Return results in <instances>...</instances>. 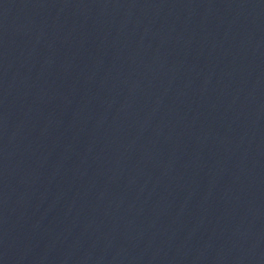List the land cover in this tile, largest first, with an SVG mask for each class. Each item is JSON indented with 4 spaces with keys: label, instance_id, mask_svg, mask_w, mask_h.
Returning a JSON list of instances; mask_svg holds the SVG:
<instances>
[{
    "label": "water",
    "instance_id": "obj_1",
    "mask_svg": "<svg viewBox=\"0 0 264 264\" xmlns=\"http://www.w3.org/2000/svg\"><path fill=\"white\" fill-rule=\"evenodd\" d=\"M0 264H264V0H0Z\"/></svg>",
    "mask_w": 264,
    "mask_h": 264
}]
</instances>
